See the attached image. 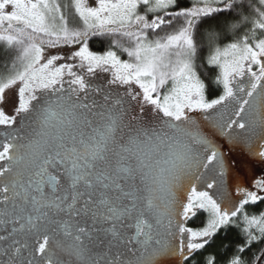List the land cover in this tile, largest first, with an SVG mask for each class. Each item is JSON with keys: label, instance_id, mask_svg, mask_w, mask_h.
Here are the masks:
<instances>
[{"label": "snow or ice", "instance_id": "1", "mask_svg": "<svg viewBox=\"0 0 264 264\" xmlns=\"http://www.w3.org/2000/svg\"><path fill=\"white\" fill-rule=\"evenodd\" d=\"M0 264H264V0H0Z\"/></svg>", "mask_w": 264, "mask_h": 264}]
</instances>
